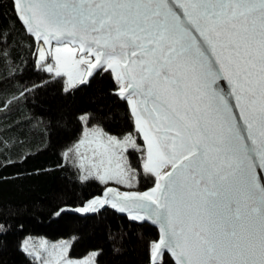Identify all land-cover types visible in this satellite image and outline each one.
<instances>
[{
    "label": "snow or ice",
    "instance_id": "snow-or-ice-1",
    "mask_svg": "<svg viewBox=\"0 0 264 264\" xmlns=\"http://www.w3.org/2000/svg\"><path fill=\"white\" fill-rule=\"evenodd\" d=\"M11 3L29 39L42 41L33 64L47 83L67 95L107 76L109 94L130 110L133 130L123 135L107 130L102 113L75 116L79 138L64 158L82 182L104 187L74 211L107 205L158 225L148 264H264V0ZM10 36L0 31V61L12 56ZM41 86H25L14 102ZM129 148L140 152L139 168L122 164ZM141 179L152 186H109Z\"/></svg>",
    "mask_w": 264,
    "mask_h": 264
},
{
    "label": "trees",
    "instance_id": "trees-1",
    "mask_svg": "<svg viewBox=\"0 0 264 264\" xmlns=\"http://www.w3.org/2000/svg\"><path fill=\"white\" fill-rule=\"evenodd\" d=\"M0 31L5 36L11 33L12 50L11 58L0 61V81L4 82L0 88V164L9 158L17 161L15 166L0 168V222L8 229L6 235H0V264H39L31 254L21 251L27 236L66 239L70 256L79 258L95 251V264H148V246L158 239V230L131 221L109 206L98 213L75 212V208L101 194L104 186L96 180L82 182L79 178L84 173L64 158L79 138L75 119L79 112L102 113L107 130L123 135L133 130L128 106L109 94L107 76H95L90 84L67 95L60 84L47 83L49 74L38 71V64L34 67L35 42L16 19L11 0H0ZM13 72L16 79L11 78ZM36 85L46 86L14 102L25 86ZM138 136L134 134L133 139ZM139 143H143L140 136ZM126 155L125 167L141 166L139 151L129 148ZM133 183L131 189L123 185L119 188L144 191L152 186L151 181L143 179ZM65 206L68 210L62 215L52 214L57 207ZM166 261L173 264L171 257Z\"/></svg>",
    "mask_w": 264,
    "mask_h": 264
},
{
    "label": "rangeland",
    "instance_id": "rangeland-1",
    "mask_svg": "<svg viewBox=\"0 0 264 264\" xmlns=\"http://www.w3.org/2000/svg\"><path fill=\"white\" fill-rule=\"evenodd\" d=\"M40 45L41 43L36 47V49ZM54 46L55 44L53 45V47ZM81 151H84V149H81ZM126 160H127V155L125 153L124 160L122 161V164L124 166L126 165ZM110 185L119 187V185H116L114 182H110ZM21 244L27 247L28 251L26 253L28 254L31 253V255L35 257V259L38 261L39 264H62V262L65 261L66 259H71L72 261L75 262V264H84L85 261H87L88 264H95V256H96L95 251L89 252L86 255L79 258L70 256L69 255L70 242L66 239H62L58 241H50L44 237L27 236L22 240ZM65 249H66V255H65Z\"/></svg>",
    "mask_w": 264,
    "mask_h": 264
},
{
    "label": "water",
    "instance_id": "water-1",
    "mask_svg": "<svg viewBox=\"0 0 264 264\" xmlns=\"http://www.w3.org/2000/svg\"><path fill=\"white\" fill-rule=\"evenodd\" d=\"M42 44V41L41 42H35V46L37 47L39 44ZM55 44V41H53V45ZM45 47H47V46H45ZM225 84H226V82H225ZM109 186H112V187H116V186H113V185H109ZM117 188H119V187H117ZM119 190H121V191H135V190H124V189H120L119 188ZM105 207H107V205L105 206ZM104 207V208H105ZM110 207V206H109ZM114 210V209H113ZM116 212H118L117 210H115ZM119 214H121V215H126V216H129V214L127 213V212H125V213H120V212H118ZM82 215H86V214H90V213H81ZM139 222H141V221H139ZM144 223H147V224H150L151 226H153V227H155L157 230H158V238H159V226L158 225H155V224H153L151 221H147V222H144Z\"/></svg>",
    "mask_w": 264,
    "mask_h": 264
},
{
    "label": "bare ground",
    "instance_id": "bare-ground-1",
    "mask_svg": "<svg viewBox=\"0 0 264 264\" xmlns=\"http://www.w3.org/2000/svg\"><path fill=\"white\" fill-rule=\"evenodd\" d=\"M142 140H143V137L141 136Z\"/></svg>",
    "mask_w": 264,
    "mask_h": 264
}]
</instances>
